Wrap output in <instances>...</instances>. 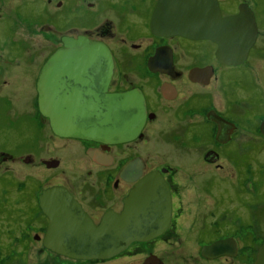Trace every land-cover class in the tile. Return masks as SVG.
<instances>
[{"label": "flooded vegetation", "instance_id": "1", "mask_svg": "<svg viewBox=\"0 0 264 264\" xmlns=\"http://www.w3.org/2000/svg\"><path fill=\"white\" fill-rule=\"evenodd\" d=\"M52 1L56 10L65 9L66 12L60 18V26L56 23L51 25L50 22L42 24L45 27L42 30L51 29L54 37L47 36L51 47L38 62L37 71L52 53L62 46L63 37L75 38L84 35L91 40L101 41L110 49L113 60L107 91L111 93L138 91L144 99L146 116L134 138L107 143L57 135L52 132L48 118L39 112L42 118L40 122L47 127L50 140L59 143L63 149L69 147L67 145L69 142L77 144L88 164L86 175L95 177L94 182L84 180L82 188L89 185L98 186L99 189L97 193H90L86 201L77 195L72 185L52 183L40 186L39 191L35 192L34 201L35 212L38 218H41V224L36 232L33 230L32 239L45 247L43 236L49 218L39 205L42 190L53 186L66 188L93 222L98 223L108 210L120 212L130 191L149 174L156 173L157 180L163 183V189H166L170 197L169 217L164 231L149 240L132 242L118 255L102 259L106 261L102 263L130 252V248L135 246L138 248L137 253L145 251V255L137 264H146L148 260L149 264H169L165 255L152 251L160 242L175 249L197 243L196 253L199 261L218 264H244V249L249 247L247 264H254L264 234L263 236L258 234L260 239L255 241L254 245L247 244L248 235L239 234V230L244 229V214L238 207L239 201L236 198L242 197L239 196L238 190L233 189L229 193L224 191L220 193L218 199L213 200V204H217L218 201L227 208L221 212L223 219L212 220V224L207 225L203 216H198L191 208L193 204L191 199L187 201L188 206L185 207L178 188L179 178L175 175L176 169H173L171 164L164 163L160 157L154 159L150 145L155 137L165 138L167 135L173 143L179 142L180 147L192 148L199 152L201 150L198 160L213 165L215 169L222 170L224 163L229 160L239 164L240 146L234 142L241 134L243 123L229 115L227 109L217 108L213 104V92L207 89L213 82H217L216 88L221 89L223 96L227 92L226 89L230 93L229 73L249 62L256 52L264 57V49L257 50L264 35V0L235 2L217 0L222 17L237 13L239 5L247 6L253 13L257 29L255 40L250 45L244 61L236 65L219 61L216 56L218 43L210 38L186 37L164 32L166 30L164 23L168 24L170 19L165 15L159 22V27L164 31L157 29L154 31L152 21L158 0H46V3ZM101 18L104 20L100 21ZM207 71L211 73L207 75ZM34 83L36 92V82ZM35 98L37 100V92ZM260 100V97L254 100L251 107L255 108L261 104L258 103ZM263 122L264 114H260L255 126L264 136ZM26 158L31 160L29 154L24 155L22 160L26 162ZM183 158L186 161V157ZM191 158L187 156V160L190 159L187 161L188 164L196 161V158L195 161ZM41 163L47 170H54L60 166L62 158L50 156L47 159L42 158ZM51 163L55 165L48 167ZM215 174L216 172H205L200 179L196 178V183L199 179L198 183L203 189L204 181L211 183L216 181ZM236 175L231 181L239 184V177ZM253 188L256 196L257 181ZM209 189L213 190L206 187L207 191ZM260 195L261 193L259 197ZM230 203H233L232 208ZM209 213L210 216L215 215L212 210ZM227 219L230 224H224ZM28 227V231L22 232V240L28 238L30 231L34 229L30 224ZM17 240L20 241V237ZM215 242H221L220 249L217 252L212 249L207 252L209 255L203 254L204 247ZM75 260L94 263L92 261L100 259Z\"/></svg>", "mask_w": 264, "mask_h": 264}, {"label": "rangeland", "instance_id": "2", "mask_svg": "<svg viewBox=\"0 0 264 264\" xmlns=\"http://www.w3.org/2000/svg\"><path fill=\"white\" fill-rule=\"evenodd\" d=\"M61 10H56L53 1L48 4L46 0H0V264H76L78 260L58 261L57 257H49L52 254L65 258L32 239L33 230L36 232L41 224V218L35 212L34 195L40 186L62 183L72 185L77 195L87 201L88 195L97 193L99 189L89 185L82 188L84 180L94 182L95 177L86 175L88 164L77 144L69 142L68 149H63L59 143L50 140L47 127L40 122L42 118L36 103L34 83L40 70L37 71L36 66L51 47L47 36L54 37L51 29L42 30L45 28L42 24L50 22L60 26V18L66 12ZM259 49H264V35ZM229 78L230 93L226 89L223 96L221 89L216 88L217 82H213L207 90L213 92V104L217 108L227 109L229 115L243 123L241 134L234 142L240 146L239 164L229 160L222 170L215 169L213 165L198 160L201 150L180 147L179 142L173 143L167 135L165 138L155 137L150 145L151 154L154 159L160 157L176 169L185 207L191 199V208L198 216H203L207 225L212 224V220L223 219L221 212L227 208L218 201L213 204V200L224 191L238 190L242 197L235 198L244 214V229L239 230V234L248 235L247 244L254 245L260 239L258 234H264V136L255 126L257 118L264 114V57L259 52L254 53L249 62L230 72ZM259 97L261 100L258 103L261 104L251 107ZM26 154L31 157L28 162L22 160ZM50 156L62 158L57 169L47 170L41 163L42 158ZM187 156L192 157V161L196 158V161L188 164L190 159L187 160ZM205 172H216V181H204L202 189L198 180ZM235 175L239 177V184L231 181ZM196 178H199L197 183ZM256 181L258 190L255 196L253 187ZM206 187L213 190L207 191ZM230 204L232 208L233 203ZM211 210L214 216H210ZM28 224L34 229L28 238L22 240V232L28 231ZM224 224H230L229 219ZM197 249V243L175 249L159 242L152 251L165 255L169 264H218L199 261ZM137 251L138 248L132 246L130 252L107 263L77 264H136L145 255V251ZM244 251L243 262L247 264L249 247Z\"/></svg>", "mask_w": 264, "mask_h": 264}, {"label": "water", "instance_id": "3", "mask_svg": "<svg viewBox=\"0 0 264 264\" xmlns=\"http://www.w3.org/2000/svg\"><path fill=\"white\" fill-rule=\"evenodd\" d=\"M164 15L170 18L165 31L159 27ZM152 29L210 38L218 43L217 58L228 65L244 61L257 31L247 6L239 5L237 13L222 17L217 0H158ZM112 66L105 43L84 35L62 38V46L44 62L36 81L38 111L48 118L52 132L107 143L138 134L146 116L143 96L136 90L108 92ZM157 178L156 173L145 177L130 191L120 212L108 210L98 223L66 188L42 190L39 205L49 218L43 245L72 259H108L132 242L158 236L167 225L170 197ZM220 247L221 242H215L204 247L203 254ZM254 264H264V239Z\"/></svg>", "mask_w": 264, "mask_h": 264}, {"label": "bare ground", "instance_id": "4", "mask_svg": "<svg viewBox=\"0 0 264 264\" xmlns=\"http://www.w3.org/2000/svg\"><path fill=\"white\" fill-rule=\"evenodd\" d=\"M50 256L57 257V258H58V261H62V260H65V261H68V262H70V261H76L75 259H74V260H72V259H65V258H63V257H60L59 255H52V254H49V257H50ZM92 262H94V263H102V262H106V261H103L102 259H100V260L92 261ZM72 263H74V262H72ZM77 263H88V261H76V264H77ZM136 264H137V262H136Z\"/></svg>", "mask_w": 264, "mask_h": 264}]
</instances>
